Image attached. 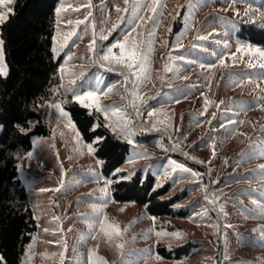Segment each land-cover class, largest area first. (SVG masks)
<instances>
[{
    "label": "rangeland",
    "instance_id": "374dc122",
    "mask_svg": "<svg viewBox=\"0 0 264 264\" xmlns=\"http://www.w3.org/2000/svg\"><path fill=\"white\" fill-rule=\"evenodd\" d=\"M262 15L264 0H60L53 48L63 89L77 100L94 93L131 143L120 177L150 172L168 196L187 188L180 204L190 213L157 217L114 201L95 141L48 100L52 139L34 136L18 163L38 219L23 264H264V58L247 50L264 45L237 36L241 21ZM133 40L142 55L129 69L113 45ZM0 65L8 71L4 55ZM190 240L200 246L186 257L157 251Z\"/></svg>",
    "mask_w": 264,
    "mask_h": 264
},
{
    "label": "trees",
    "instance_id": "16d2710c",
    "mask_svg": "<svg viewBox=\"0 0 264 264\" xmlns=\"http://www.w3.org/2000/svg\"><path fill=\"white\" fill-rule=\"evenodd\" d=\"M59 2L15 0L13 11L0 25L8 66L7 75H0V255L3 264H23L27 244L38 229V219L18 163L33 148L34 136L52 139L51 128L43 119L42 105L48 100H59L70 112L82 137L95 141L96 155L103 159V172L114 178V201H134L139 208H146L157 217H185L190 213L188 205L180 204L188 194L187 188L168 196L169 185L157 186L150 172L143 176L139 170L130 178L120 177L122 172L115 171L125 162L131 143L110 127L101 111L85 107L63 89L62 57L56 58L53 48ZM181 18L175 21L171 37L180 30ZM237 36L264 45V15L257 21H241ZM32 120H37L34 126H31ZM199 246V242L192 240L175 246L159 242L157 251L166 258L180 259Z\"/></svg>",
    "mask_w": 264,
    "mask_h": 264
},
{
    "label": "snow or ice",
    "instance_id": "6c2138e0",
    "mask_svg": "<svg viewBox=\"0 0 264 264\" xmlns=\"http://www.w3.org/2000/svg\"><path fill=\"white\" fill-rule=\"evenodd\" d=\"M12 2H13V0H0V24H3L4 22H6L8 15L11 12L10 9L6 10V9H4L3 6L6 3H12ZM127 2H128V0H125V3H127ZM159 3H160V0H156L157 6H159ZM117 11H119V9H117ZM153 11H155V8L153 9ZM106 38L107 37H104V36L101 37V39H106ZM3 45H4V41L2 39H0V60L3 59V55H4ZM113 47H117V48L121 49V55L119 57L115 58L118 63H126L127 67L129 69H131L134 65H138L142 54H140L136 51L137 46H136V42L134 40H133L130 47H127V45L125 43L116 44V45H113ZM126 48H127V50H126ZM239 50H241V49H238V51ZM247 50L249 53H255L258 56L264 58V51H261L259 48H252L251 46H248ZM108 53L109 54L112 53L111 48L108 49ZM125 57H126V59H125ZM103 59H105V60L109 59V55L104 56ZM261 67H264V64H261ZM0 75H7L6 65H0ZM78 100H80L81 103H83L85 100H91L92 104H85L84 106L85 107H92L94 104L97 111L102 110L100 105H99L98 98L95 96L94 93H89L86 97H78ZM55 107L59 108V105H56ZM64 115H67V114L65 113ZM70 126H72L74 128V125H70ZM97 142H99V141H97ZM111 227L116 232V234H119L118 225L113 224ZM177 235H179V234H177ZM0 264H3V257L2 256H0Z\"/></svg>",
    "mask_w": 264,
    "mask_h": 264
}]
</instances>
